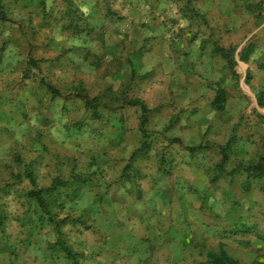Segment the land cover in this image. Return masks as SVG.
<instances>
[{
	"label": "rangeland",
	"instance_id": "1",
	"mask_svg": "<svg viewBox=\"0 0 264 264\" xmlns=\"http://www.w3.org/2000/svg\"><path fill=\"white\" fill-rule=\"evenodd\" d=\"M253 244L264 0H0V264H212Z\"/></svg>",
	"mask_w": 264,
	"mask_h": 264
},
{
	"label": "crops",
	"instance_id": "2",
	"mask_svg": "<svg viewBox=\"0 0 264 264\" xmlns=\"http://www.w3.org/2000/svg\"><path fill=\"white\" fill-rule=\"evenodd\" d=\"M156 8V6H155ZM161 8V6L159 8H156L155 10H158ZM204 12V11H203ZM156 19H158L156 17ZM219 89H222L224 91V89L221 87H216L215 91H214V94L212 96V98L209 100V105H210V112L207 114L208 117H215L216 116V113L215 112H222L225 110V107H226V95H223V101L221 102V105H222V108L219 109L216 107V96H217V92ZM224 94V93H223ZM202 135V134H201ZM246 228V227H245ZM245 230V229H244ZM253 249L252 247L248 248L246 250L245 253L242 252V255L241 257H237V258H234L237 262V264H240V263H245V264H264V251H257L255 249V244H253ZM260 249V247H258ZM215 251H210V253H208V258H209V262L211 263V255L214 254Z\"/></svg>",
	"mask_w": 264,
	"mask_h": 264
},
{
	"label": "trees",
	"instance_id": "3",
	"mask_svg": "<svg viewBox=\"0 0 264 264\" xmlns=\"http://www.w3.org/2000/svg\"><path fill=\"white\" fill-rule=\"evenodd\" d=\"M224 91L222 89H219L217 92V96H216V107L221 109L222 105L221 102L223 101V94ZM32 196L39 202L42 204V200L41 198L36 194H32ZM212 259H211V263L212 264H237L236 261L230 259L226 253L222 252L220 255H217L216 253L211 255Z\"/></svg>",
	"mask_w": 264,
	"mask_h": 264
}]
</instances>
